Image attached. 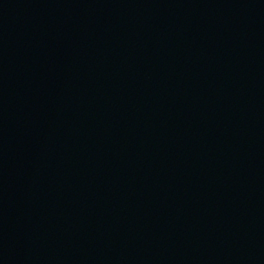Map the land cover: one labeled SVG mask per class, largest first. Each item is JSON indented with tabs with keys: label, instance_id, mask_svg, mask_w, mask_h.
<instances>
[{
	"label": "water",
	"instance_id": "1",
	"mask_svg": "<svg viewBox=\"0 0 264 264\" xmlns=\"http://www.w3.org/2000/svg\"><path fill=\"white\" fill-rule=\"evenodd\" d=\"M0 264H264V0H0Z\"/></svg>",
	"mask_w": 264,
	"mask_h": 264
}]
</instances>
